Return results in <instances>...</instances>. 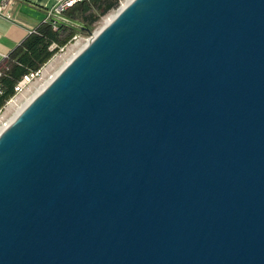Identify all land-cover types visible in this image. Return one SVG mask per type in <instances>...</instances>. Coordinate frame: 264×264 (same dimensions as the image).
<instances>
[{
  "label": "water",
  "instance_id": "1",
  "mask_svg": "<svg viewBox=\"0 0 264 264\" xmlns=\"http://www.w3.org/2000/svg\"><path fill=\"white\" fill-rule=\"evenodd\" d=\"M0 264H264V0L95 36L0 135Z\"/></svg>",
  "mask_w": 264,
  "mask_h": 264
},
{
  "label": "trees",
  "instance_id": "2",
  "mask_svg": "<svg viewBox=\"0 0 264 264\" xmlns=\"http://www.w3.org/2000/svg\"><path fill=\"white\" fill-rule=\"evenodd\" d=\"M121 0H86L62 13L57 30L48 22L41 23L8 57L1 70L0 110L15 96L16 84L30 72L46 65L78 35L90 36L100 19L119 7ZM56 49L51 50L52 45Z\"/></svg>",
  "mask_w": 264,
  "mask_h": 264
},
{
  "label": "crops",
  "instance_id": "3",
  "mask_svg": "<svg viewBox=\"0 0 264 264\" xmlns=\"http://www.w3.org/2000/svg\"><path fill=\"white\" fill-rule=\"evenodd\" d=\"M4 0H0V4ZM11 20L0 17V72L10 54L43 23L56 0H7ZM62 20V19H61Z\"/></svg>",
  "mask_w": 264,
  "mask_h": 264
},
{
  "label": "bare ground",
  "instance_id": "4",
  "mask_svg": "<svg viewBox=\"0 0 264 264\" xmlns=\"http://www.w3.org/2000/svg\"><path fill=\"white\" fill-rule=\"evenodd\" d=\"M133 0H125L122 2L119 9L109 17H107L102 26L97 30L96 33H94V36L91 38H88L87 40H84L83 42H79L76 44V47H74L72 50H70L67 54H65V57L63 56V64L59 69H57L53 74H50V77H46V80L43 78L40 80H44L43 83H41L34 93L31 95H28L25 97V101L22 105L16 104L14 101L9 104V106L14 107L13 110H11L12 115L10 118L6 119L5 116L0 119V135L2 132L9 127L18 117L19 115L27 108V106L38 96L40 95L50 83H52L58 75L70 64V62L77 57L94 39L95 36H97L107 25H109L118 15L121 13ZM57 61V60H56ZM62 63V60H61ZM54 69V68H53ZM50 73V72H49ZM27 93V92H26ZM25 94V93H24ZM23 94V96H24ZM26 95V94H25ZM10 114V113H9Z\"/></svg>",
  "mask_w": 264,
  "mask_h": 264
},
{
  "label": "built area",
  "instance_id": "5",
  "mask_svg": "<svg viewBox=\"0 0 264 264\" xmlns=\"http://www.w3.org/2000/svg\"><path fill=\"white\" fill-rule=\"evenodd\" d=\"M84 1H86V0H56L55 5L48 11L47 17L45 19V22L50 23L53 26L54 30H57L59 25H60V21L62 19L63 11H65V10H67L69 8H72L76 4L82 3ZM123 1H120L119 7L121 6ZM8 6H9V3H8L7 0H4L0 4V17L4 18V19H7V20H11L13 17L8 11ZM119 7L117 9H119ZM56 47L57 46L55 44L52 45L51 46V50L56 49ZM54 57H56V55ZM54 57H53V59H54ZM49 63H51V60L49 61ZM46 66H48V64L44 65L42 68H40L37 71L30 72L29 74H26L16 84L14 98H16V97H18L20 95H23L24 93L28 92L29 89L35 83L39 82L44 76V71H45V67ZM0 77H1V72H0Z\"/></svg>",
  "mask_w": 264,
  "mask_h": 264
},
{
  "label": "rangeland",
  "instance_id": "6",
  "mask_svg": "<svg viewBox=\"0 0 264 264\" xmlns=\"http://www.w3.org/2000/svg\"><path fill=\"white\" fill-rule=\"evenodd\" d=\"M123 1V0H121ZM125 1V0H124ZM118 9H115L114 11H110L108 14H106L105 16H103L100 21L98 23H96L94 26H93V32H92V35L90 36H84L82 34H78L76 36L75 39H73V41L71 43H69L67 46H65L63 49H61V51H59V53H57L56 57H54V59L52 58L51 59V63H47L48 66L45 67V71H44V80H46V77L48 79V77H50V74H53L57 69H59L61 67V65L63 64V56L65 57V54H67L70 50H72L74 47H76V44L77 43H81L83 42L84 40H87L88 38H91L93 36L94 33L97 32V30L100 28V26H102L104 20L109 17L110 15L114 14ZM57 60V61H56ZM61 60H62V63H61ZM54 68V69H53ZM55 70V71H54ZM50 72V73H49ZM39 81L37 83H35L27 93L23 95H20L16 98H12L5 106L2 110H0V119L2 117L5 116L6 119L10 118L11 115H12V111L14 107L12 106H9V104L11 102H15L16 104H20L22 105L25 101V97H27L28 95H31L32 93H34V91L36 90V88L41 84L43 83V81ZM10 113V114H9Z\"/></svg>",
  "mask_w": 264,
  "mask_h": 264
}]
</instances>
